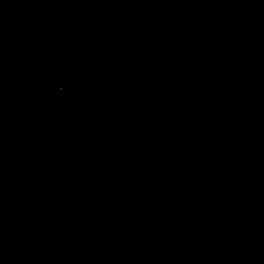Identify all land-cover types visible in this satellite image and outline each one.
I'll return each mask as SVG.
<instances>
[{
  "label": "water",
  "instance_id": "1",
  "mask_svg": "<svg viewBox=\"0 0 264 264\" xmlns=\"http://www.w3.org/2000/svg\"><path fill=\"white\" fill-rule=\"evenodd\" d=\"M0 264H264V0H0Z\"/></svg>",
  "mask_w": 264,
  "mask_h": 264
}]
</instances>
